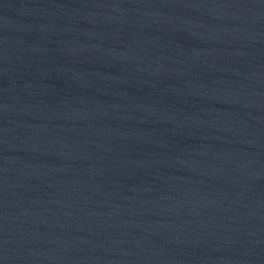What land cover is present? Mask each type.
Segmentation results:
<instances>
[{
  "label": "water",
  "instance_id": "95a60500",
  "mask_svg": "<svg viewBox=\"0 0 264 264\" xmlns=\"http://www.w3.org/2000/svg\"><path fill=\"white\" fill-rule=\"evenodd\" d=\"M0 264H264V0H0Z\"/></svg>",
  "mask_w": 264,
  "mask_h": 264
}]
</instances>
